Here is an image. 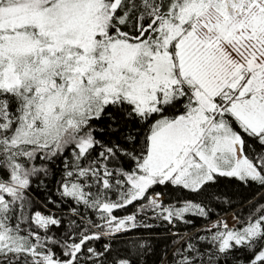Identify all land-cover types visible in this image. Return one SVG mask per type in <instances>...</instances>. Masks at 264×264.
<instances>
[{
  "label": "snow or ice",
  "instance_id": "1",
  "mask_svg": "<svg viewBox=\"0 0 264 264\" xmlns=\"http://www.w3.org/2000/svg\"><path fill=\"white\" fill-rule=\"evenodd\" d=\"M0 264H264V0H0Z\"/></svg>",
  "mask_w": 264,
  "mask_h": 264
}]
</instances>
